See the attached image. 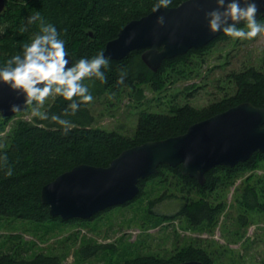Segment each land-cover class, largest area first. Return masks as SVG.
<instances>
[{"label":"trees","instance_id":"obj_1","mask_svg":"<svg viewBox=\"0 0 264 264\" xmlns=\"http://www.w3.org/2000/svg\"><path fill=\"white\" fill-rule=\"evenodd\" d=\"M183 1L186 0H172L169 8L176 7ZM156 3L157 0H5V8L0 13V66L20 53L23 44L30 42L38 31L36 24L28 25L27 31H21L34 12H39L45 22L54 25L60 32L74 64L81 58H91L102 52L105 44L114 39L126 23L147 15ZM257 20L264 23V17ZM229 38L221 34L201 48L190 49L184 55L165 59L155 72L142 62L141 51H132L122 59H110L109 67L103 69L107 83L95 78H85L82 83L88 86L92 97L128 91L131 100L139 104L143 99V86L160 94L178 78L189 81L199 77L205 54L212 51L216 44ZM254 39L255 37L244 41ZM236 41L239 38H233L231 43ZM121 71L127 75L124 83L118 84ZM223 85L227 88H221ZM194 87V84H190L185 89L189 91ZM216 88L222 90L221 97L201 108L187 103L176 105L175 100H172L165 113L140 112L131 137L92 127L93 116L88 110V103H81L74 115L62 117L75 125L66 134L60 125L51 120H41L37 116L30 121H14L4 134V139H0V156L7 157L6 163L0 161V218L20 219L35 223L36 226L47 222L54 229L64 226L88 227L91 222H98L105 213L128 207L136 208V205L149 219L147 228L180 219L192 230L201 232L206 227L207 232L211 233L225 204L215 203L209 196L226 190L236 179L247 173L257 169L264 170V153L255 152L247 161L234 167L211 168L204 175L203 185L182 175L181 166L160 165L156 174L139 180V193L134 198L121 205L106 208L86 220H63L50 216L48 206L40 200V190L58 175L75 166L85 164L106 167L128 148L181 135L190 125L238 104L248 102L255 107L264 108V72L257 68L246 66L239 71H230L223 79L218 80ZM73 99L80 100L79 97ZM69 103L71 101L54 96L43 106L41 112H47L50 116L62 115ZM30 106L32 105L27 106L26 112L18 114L27 113ZM13 117H0V133L6 130ZM9 170L11 175L8 174ZM154 195L156 196L152 198ZM177 195L182 196V205L175 215L169 217L151 211L159 201ZM235 204L243 212L237 218L240 226L248 224L247 213H264V176L252 175L243 179ZM69 238L70 235L65 238L66 241ZM76 238L75 236L73 240ZM80 246L78 253L83 260L102 252L112 256L117 250L112 244ZM190 260L215 264L213 254L195 239L175 247L166 257L146 253L121 257L114 262L109 257L104 264H179ZM0 264H62V257L44 252L26 255L16 249L1 252Z\"/></svg>","mask_w":264,"mask_h":264},{"label":"rangeland","instance_id":"obj_2","mask_svg":"<svg viewBox=\"0 0 264 264\" xmlns=\"http://www.w3.org/2000/svg\"><path fill=\"white\" fill-rule=\"evenodd\" d=\"M232 39L233 37H230L225 42H219L212 51L205 54L199 77L189 81L178 78L160 94H155L148 86H143V99L139 104L131 100L128 91L116 95L93 96V100L88 102V110L93 116L92 127L131 137L138 115L142 111L165 113L172 100H175L176 105L187 103L201 108L221 97L222 90L216 88L217 82L228 72L239 71L246 66L264 72V33L252 41L239 39L233 44ZM190 84L195 87L187 91L185 88ZM221 88L227 86L223 85ZM53 97H48L42 106L37 105L40 111ZM33 117L32 106L27 113L16 114L11 118L6 130L0 133V139H4V134L14 121H30ZM252 175L264 176V170L257 169L247 173L236 179L226 190L215 193L216 196H209L211 201L225 204L224 211L218 217L211 233L207 232L206 227H203L205 230L201 232L192 230L180 219L147 228L149 219L143 210L135 205L136 208L128 207L105 213L98 222H91L88 227L64 226L54 229L47 222L36 226L35 223L20 219L0 218V253L17 249L26 255L38 252L59 255L62 257V264H104L109 257L113 262L121 257L146 253L166 257L175 247L195 239L213 254L215 264H261L264 261V213H247L248 224L240 226L237 218L243 212L235 204L242 188V180ZM190 196L194 197L193 194ZM181 205L182 196L177 195L159 201L151 211L170 217L177 213ZM69 235L70 238L66 241L65 238ZM75 236L77 238L73 240ZM94 243L112 244L117 250L112 256L102 252L98 256L83 260L78 253L80 244Z\"/></svg>","mask_w":264,"mask_h":264},{"label":"water","instance_id":"obj_3","mask_svg":"<svg viewBox=\"0 0 264 264\" xmlns=\"http://www.w3.org/2000/svg\"><path fill=\"white\" fill-rule=\"evenodd\" d=\"M257 4V18L264 17V0ZM214 6L213 0H186L173 8L151 11L126 23L102 52L109 59H122L132 51H141L142 62L155 72L163 60L201 48L223 34L210 33L205 27L204 11ZM4 8L5 0H0V13ZM161 15L165 17L163 26L156 24ZM68 58L71 66V55ZM13 104L22 105L23 97L0 83V117L17 114L10 111ZM255 152L264 153V108L244 102L190 125L181 135L128 148L106 167L75 166L44 185L40 200L52 217L86 220L134 198L139 180L156 174L160 165L181 166L182 175L203 185L211 168L234 167ZM179 264L202 263L190 260Z\"/></svg>","mask_w":264,"mask_h":264},{"label":"clouds","instance_id":"obj_4","mask_svg":"<svg viewBox=\"0 0 264 264\" xmlns=\"http://www.w3.org/2000/svg\"><path fill=\"white\" fill-rule=\"evenodd\" d=\"M214 7L204 11L203 20L210 33L222 32L226 36L239 39H252L264 33V23L257 20L259 7L257 0H213ZM172 0H157L152 11L161 8L168 9ZM38 25V31L31 37L30 42L23 44L22 51L8 59L0 66V83L23 97V104H13L12 112H21L32 105V115L41 120H51L60 125L65 134L75 127L69 119L62 118L74 115L81 103L93 100L85 78H95L107 83L103 69L109 67L110 59L103 52L91 57L81 58L69 66L66 42L61 39L60 32L52 24L45 22L39 12H34L27 19L21 31H27L28 25ZM156 24L163 26L165 17L156 18ZM127 73L121 71L118 84H123ZM50 96L62 97L71 101L62 115L51 116L42 113L39 106ZM79 97L76 101L73 98ZM35 102V103H34ZM0 161L6 163L7 157L0 156ZM11 175V171L8 172Z\"/></svg>","mask_w":264,"mask_h":264}]
</instances>
